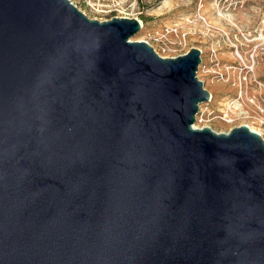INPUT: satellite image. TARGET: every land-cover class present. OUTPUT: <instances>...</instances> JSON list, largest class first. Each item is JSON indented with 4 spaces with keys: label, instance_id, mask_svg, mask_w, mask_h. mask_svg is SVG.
Here are the masks:
<instances>
[{
    "label": "water",
    "instance_id": "1",
    "mask_svg": "<svg viewBox=\"0 0 264 264\" xmlns=\"http://www.w3.org/2000/svg\"><path fill=\"white\" fill-rule=\"evenodd\" d=\"M141 28L0 0V264H264V138Z\"/></svg>",
    "mask_w": 264,
    "mask_h": 264
},
{
    "label": "rangeland",
    "instance_id": "2",
    "mask_svg": "<svg viewBox=\"0 0 264 264\" xmlns=\"http://www.w3.org/2000/svg\"><path fill=\"white\" fill-rule=\"evenodd\" d=\"M164 1L92 0V5L87 6L81 1L78 7L90 18H137L143 21L146 28L179 23L189 31L185 49H202L204 65L208 67L209 50L213 45H219L222 61L238 65L239 71L247 70L239 58H234L233 43L238 44L246 59L251 61V56H255V74L260 82L254 81L253 74L248 76L249 82L242 102L249 112L244 115L238 112L241 117L235 122L224 121L221 115L225 110V103L236 97L237 89L229 84L213 83L210 73L200 68L199 75L205 88L213 92V100L209 104L211 111L205 110L204 120L197 126H211L217 132H228L235 126L254 123L258 118H264V37L261 36L264 34V0H169L166 4ZM219 11L231 15V19L219 18ZM187 19H190V23L186 22ZM207 21L210 23L207 24ZM145 31L146 29L141 30L134 38L141 40ZM201 105L204 109L207 106L205 103Z\"/></svg>",
    "mask_w": 264,
    "mask_h": 264
},
{
    "label": "built area",
    "instance_id": "3",
    "mask_svg": "<svg viewBox=\"0 0 264 264\" xmlns=\"http://www.w3.org/2000/svg\"><path fill=\"white\" fill-rule=\"evenodd\" d=\"M70 1L77 7L79 4L82 3L81 1H83L87 6L92 5V0H70ZM139 21L142 27L141 30L146 29L145 34L141 40L146 41L149 45H151L158 55L162 57H178L188 52V50H186L185 48L187 44V38L189 36V31L186 30L187 28H183L181 24L171 23V24H164L162 26H153L150 28H146L143 21L142 20ZM186 22L190 23V19H187ZM236 46L239 47L238 44H236ZM233 47H234V52H233L234 58L237 59L239 57L236 55L235 51L238 53V48L235 46ZM200 50L201 52H203L202 49ZM220 51H221V46L219 45L218 46L213 45L210 48L209 67L208 65H204V59L202 58L201 55V64L199 65L197 76L199 79L202 80V78L199 75V72H200V68H203L205 72L210 73L211 81L213 83L229 84L237 89L236 97L227 100V102L225 103V110L221 115V118L224 121L230 123L237 121V119L241 117V115H244V114L238 115L237 112H239V110L236 109L233 110L235 108L236 101L241 103L243 111H245L246 113L249 112L246 109L244 103L242 102L244 99L245 89L249 82L248 76L253 74L252 78H254V81H256L257 83L260 82L258 81V78L255 74V70L253 68L254 65L256 68V62L255 64L252 62V60L254 61L253 55L251 56L252 58L251 61L250 60L248 61L249 68L246 65H244V63L239 58V60L242 62L245 68H247V70L245 71H243L244 69H242V71H239L238 65H234L222 61L221 59L222 57L220 56ZM249 63H251V65H249ZM251 83H253V80L251 81ZM212 100H213V92L210 91V99L207 102H205L207 106L205 107V109L203 108V105L200 106V111L197 114L196 124H200L204 120L203 115L205 113V110L211 111V107L209 106V104L212 102ZM228 102L230 103L231 106L229 108L228 105H226ZM261 136L264 138V135L261 134Z\"/></svg>",
    "mask_w": 264,
    "mask_h": 264
},
{
    "label": "bare ground",
    "instance_id": "4",
    "mask_svg": "<svg viewBox=\"0 0 264 264\" xmlns=\"http://www.w3.org/2000/svg\"><path fill=\"white\" fill-rule=\"evenodd\" d=\"M164 3H165V4H166V3H169V0H165ZM230 16H231V15H229V14H223L221 11L218 12V17H219V18H220V17H227V18H230V19H231ZM206 23L208 24V23H210V22L207 21ZM261 36L264 37V34H261ZM259 39H260V38H259ZM233 46H235V47L238 48V53H239V55H238V53L235 51L236 55L241 59V61L244 63V65H246V66L249 68L248 63H247V60H248V59H246L245 56L240 52V49H239L238 46H236V44H233ZM253 59H254V61L252 60V62L255 64V62H256V60H255V56H253ZM248 61H249V60H248ZM253 68H254V70H255V65H254ZM253 68H252V70H253ZM226 105H228V108L231 107L229 102H228ZM235 109H236V110H239V112H240L241 114L246 113L245 111H243V109H242V105H241V103L238 102V101H236L235 108H234L233 110H235ZM262 111L264 112V110H262ZM237 113H238V112H237ZM263 124H264V118H258V119L256 120V122H254V123H248L247 125H248L252 130H255V131L259 132L260 134L264 135V127H263ZM196 127H198V128H202V127L197 126V124H196Z\"/></svg>",
    "mask_w": 264,
    "mask_h": 264
}]
</instances>
